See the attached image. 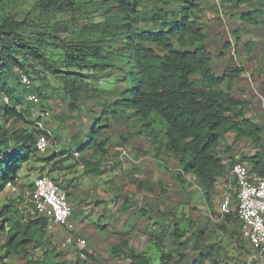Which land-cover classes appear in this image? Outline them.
<instances>
[{
  "label": "trees",
  "instance_id": "16d2710c",
  "mask_svg": "<svg viewBox=\"0 0 264 264\" xmlns=\"http://www.w3.org/2000/svg\"><path fill=\"white\" fill-rule=\"evenodd\" d=\"M226 1L249 5L239 14L243 22L264 24V0ZM4 3L0 0V94H7L11 105L0 99V222L6 231L2 250L24 264H64L51 227L67 228L32 212V203L29 208L8 201L4 191L31 161L43 162L42 167L51 164L54 176L67 168L58 166L67 159H78L87 174H102V161L110 155V137H103L110 124L104 120L111 118L138 126V134L151 140L159 165L173 158L178 165L175 180L183 189L193 182L209 210L208 224L197 222L192 228L178 221L187 218L185 212L159 211L162 220L154 224L159 232L152 231L148 243L160 254L158 264H248L252 249L242 236L234 201L233 210L221 219L214 211V196L226 176L227 156L229 162H247L251 173L264 175V130L247 116L249 103L234 93L243 69L218 74L212 67L214 56L201 21L202 0H35L21 17L5 12ZM116 68L126 72L116 78L125 87L100 85V76ZM22 72L30 77L29 86L21 82ZM60 91L71 112L94 101L101 116L83 142L76 134L68 150L59 153L57 147L53 153L48 154L50 148L40 153L36 141L41 130L29 119L33 106H25L30 102L26 93L48 100ZM12 118L28 127L10 128ZM120 137L127 145L132 134ZM246 140L253 151L240 157L234 144ZM237 192L232 190L233 200ZM141 210L147 214L144 207ZM68 236L63 233V244L72 246L75 242L67 243ZM167 238L172 241L169 249ZM244 249L248 259L241 254ZM111 253L128 264L155 261L149 252L131 247L127 238L113 244ZM83 254L78 253L77 264L84 261Z\"/></svg>",
  "mask_w": 264,
  "mask_h": 264
},
{
  "label": "rangeland",
  "instance_id": "374dc122",
  "mask_svg": "<svg viewBox=\"0 0 264 264\" xmlns=\"http://www.w3.org/2000/svg\"><path fill=\"white\" fill-rule=\"evenodd\" d=\"M34 1L5 0L4 9L5 12H12L21 17L23 11L30 9ZM202 2L201 21L207 34L206 43L214 56L212 67L218 74H222L228 68L243 69L242 76L237 79L238 84L234 93L249 103L246 109L247 116L255 119L264 130V24L253 25L240 20L239 14L249 8L248 4L237 6L236 2L226 0ZM228 41L230 46L227 45ZM249 43H253V46L250 47ZM125 73L116 68L110 75L100 76V85L120 90L126 84L117 81L116 78H122ZM14 85L18 87L17 82H14ZM44 92L45 89H42V93ZM31 93L34 92L26 94ZM62 97L61 91L48 100L37 94L35 101L25 105L33 106L32 115H36L40 109H46V124L55 136L48 154L53 153V149L57 147L59 153L68 150L71 146V137L76 134L81 137L79 142H83L92 124L101 116V107L94 101H88L80 109L71 112L68 104L62 103ZM104 122L110 124V128L103 131L104 138L110 137V155L103 160L114 161V166L103 164V173L94 175L87 174L78 159H67L58 164L67 167L57 170L55 176L68 181L67 189L70 193L69 202L72 206L75 228L70 232L67 229L62 231L60 228L55 231L52 225L53 239L59 245L55 250H59L64 264H77L78 253L82 252L85 253L81 255L84 261L80 264H128L124 258H116L111 253L113 244L119 242L121 238H127L131 247L149 252L155 260L153 264H158L160 254L154 246L150 248L148 243L152 231L159 232L160 226L154 225L156 221L162 220L159 211L169 212L177 209L179 215L185 212L187 218L178 221L182 222L183 226L190 223L192 228L197 222L201 226L208 224L206 217L209 210L193 182H188L183 189L175 180L173 171L178 165L173 158L166 160L163 166L158 164L151 152V140L138 134V126L124 121L117 123L111 118L105 119ZM8 125L16 130L28 127L27 123L16 118H12ZM122 133L132 134L127 145L122 143L120 137ZM77 143L74 146H77ZM124 149L129 152L124 169L115 172V168L121 169L120 154ZM234 150L240 157L253 151L247 140L236 142ZM43 165V162L31 161L24 166L18 189L15 191L7 186L4 191L8 201L12 200L20 207L30 208L29 192L34 188L35 180L42 174L56 178L50 174L51 164L42 167ZM225 189H228V184L222 180L214 196L215 212ZM128 197L130 200L126 209H123ZM235 204L236 198L234 208ZM143 207L147 210L146 215L141 210ZM166 222H171V218L166 219ZM9 225L7 224V229ZM1 227L0 222V264H24L23 260L13 255L8 256L2 250L6 231ZM63 233L74 235L75 244L64 245ZM77 238H82L85 242H79ZM165 245L168 249L172 247L170 238L166 239ZM232 248L229 250L230 254ZM189 252L191 257L192 249ZM244 252L245 249L241 254L244 255ZM243 257L248 259V256Z\"/></svg>",
  "mask_w": 264,
  "mask_h": 264
},
{
  "label": "built area",
  "instance_id": "2783aa9c",
  "mask_svg": "<svg viewBox=\"0 0 264 264\" xmlns=\"http://www.w3.org/2000/svg\"><path fill=\"white\" fill-rule=\"evenodd\" d=\"M20 77L21 82L26 86L31 84V79L26 73H20ZM36 98L37 95L34 93L27 94L29 101H35ZM0 99L11 105L9 96L4 92L0 94ZM16 108L22 112L19 106ZM29 119L36 128L41 130L37 137L36 148L38 152L44 153L51 147L54 138L52 129L46 124V109H40L36 115L30 116ZM75 155L80 157L78 152ZM128 156L129 152L124 149L120 154L121 169L115 168V172L124 169L125 159ZM102 163L115 165L112 160H103ZM225 175L222 180L226 182V185L228 184V189L223 190L219 201L217 210L219 217L222 219L225 214L233 210L232 190L237 188L235 206L241 222V233L252 249L248 264H264V175L251 173L248 165L241 161H228ZM19 185L20 176L16 182H10L7 186L16 191ZM67 186L62 182H56L48 175L39 176L34 182V188L29 192V199L33 205L32 212L46 215L50 222L72 231L75 228V223L72 220L73 212ZM75 239L74 235L69 234L66 242H73ZM78 240L85 242L82 238Z\"/></svg>",
  "mask_w": 264,
  "mask_h": 264
},
{
  "label": "crops",
  "instance_id": "0c3cea01",
  "mask_svg": "<svg viewBox=\"0 0 264 264\" xmlns=\"http://www.w3.org/2000/svg\"><path fill=\"white\" fill-rule=\"evenodd\" d=\"M237 84H238V82H237ZM237 84H236V85H237ZM234 145H235V144H234ZM229 160H230V158L226 159L225 162L227 163ZM220 181H222V179L219 180V182H220Z\"/></svg>",
  "mask_w": 264,
  "mask_h": 264
}]
</instances>
